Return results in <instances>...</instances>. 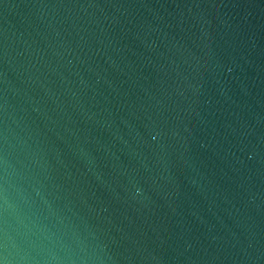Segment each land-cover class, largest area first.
I'll use <instances>...</instances> for the list:
<instances>
[{"label":"water","instance_id":"95a60500","mask_svg":"<svg viewBox=\"0 0 264 264\" xmlns=\"http://www.w3.org/2000/svg\"><path fill=\"white\" fill-rule=\"evenodd\" d=\"M0 264H264V0H0Z\"/></svg>","mask_w":264,"mask_h":264}]
</instances>
